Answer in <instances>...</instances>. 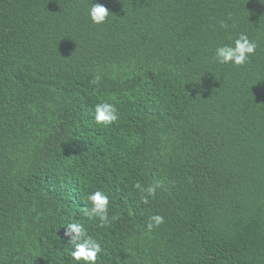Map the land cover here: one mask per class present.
I'll return each mask as SVG.
<instances>
[{"label": "trees", "instance_id": "obj_1", "mask_svg": "<svg viewBox=\"0 0 264 264\" xmlns=\"http://www.w3.org/2000/svg\"><path fill=\"white\" fill-rule=\"evenodd\" d=\"M93 2L102 25L90 0H0V264H76L73 221L97 264H264V0ZM240 33L250 62L216 64ZM97 189L106 228L81 211Z\"/></svg>", "mask_w": 264, "mask_h": 264}, {"label": "clouds", "instance_id": "obj_2", "mask_svg": "<svg viewBox=\"0 0 264 264\" xmlns=\"http://www.w3.org/2000/svg\"><path fill=\"white\" fill-rule=\"evenodd\" d=\"M109 10L99 3L90 0L87 9L88 20L93 25H102L109 17ZM220 28L227 29L228 24L220 21ZM257 43L249 38L246 33H240L235 39L228 44L217 45L214 49L213 59L216 64L228 65L233 67H242L250 62V59L256 54ZM99 77H97V80ZM119 119L117 107L115 103L104 100L94 105L93 122L97 125L107 127L112 125ZM162 182L156 180L147 187L137 182L134 187L139 190L142 195V202L147 204L149 198L154 197L157 189L162 188ZM86 203L81 207L84 217L88 220L97 221V227H109L113 221L117 220V216L110 215V197L102 190H95L87 193L84 197ZM164 223V217L161 215H151L145 223L146 232L151 233ZM64 235L68 237V243L75 246L74 251H70L69 255L76 264H97L98 253L103 252L101 242L88 233L87 228L79 221H73L63 227Z\"/></svg>", "mask_w": 264, "mask_h": 264}]
</instances>
